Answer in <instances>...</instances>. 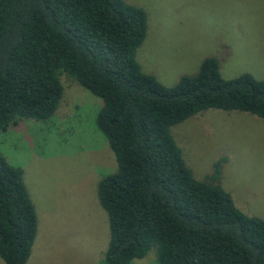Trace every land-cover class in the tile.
I'll list each match as a JSON object with an SVG mask.
<instances>
[{
	"label": "trees",
	"instance_id": "obj_1",
	"mask_svg": "<svg viewBox=\"0 0 264 264\" xmlns=\"http://www.w3.org/2000/svg\"><path fill=\"white\" fill-rule=\"evenodd\" d=\"M145 29L144 10L123 0H0V130L49 118L63 72L100 98L95 126L116 162L96 184L104 263L127 264L154 245L158 264H264V218L240 212L213 182L222 158L196 179L169 132L207 108L264 118V80L223 78L208 56L163 85L135 60ZM36 223L21 170L0 154L4 264H24Z\"/></svg>",
	"mask_w": 264,
	"mask_h": 264
},
{
	"label": "rangeland",
	"instance_id": "obj_2",
	"mask_svg": "<svg viewBox=\"0 0 264 264\" xmlns=\"http://www.w3.org/2000/svg\"><path fill=\"white\" fill-rule=\"evenodd\" d=\"M123 1L145 12L135 60L163 85L193 75L208 56L223 78L248 73L264 80V0ZM58 78L61 96L49 118L21 119L0 130V154L21 170L36 214L24 264H106L107 218L96 184L116 162L95 126L100 98L63 72ZM169 132L194 178L202 180L222 158L213 182L240 212L264 218V118L207 108ZM127 264H158L154 245Z\"/></svg>",
	"mask_w": 264,
	"mask_h": 264
}]
</instances>
